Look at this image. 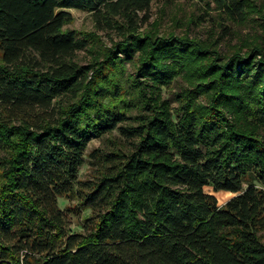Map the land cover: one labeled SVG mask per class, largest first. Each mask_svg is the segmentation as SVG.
Instances as JSON below:
<instances>
[{
  "label": "trees",
  "instance_id": "obj_1",
  "mask_svg": "<svg viewBox=\"0 0 264 264\" xmlns=\"http://www.w3.org/2000/svg\"><path fill=\"white\" fill-rule=\"evenodd\" d=\"M200 1L260 29L223 56L219 38L139 32L152 0H0V112L33 118L0 116V264H264V0ZM69 9L127 32L105 46L65 27ZM178 77L174 110L162 89ZM134 106L136 150L84 194L93 215L72 232L58 197ZM209 185L236 195L220 205Z\"/></svg>",
  "mask_w": 264,
  "mask_h": 264
},
{
  "label": "rangeland",
  "instance_id": "obj_2",
  "mask_svg": "<svg viewBox=\"0 0 264 264\" xmlns=\"http://www.w3.org/2000/svg\"><path fill=\"white\" fill-rule=\"evenodd\" d=\"M74 16V21L65 27L77 32H94L100 42L105 46H113L117 41L123 39V32H127V21L125 18L116 16L117 24L98 22L95 16L86 10L69 9ZM137 24L139 32L157 31L160 35H189L207 39L209 37L219 38L221 43L219 49L223 56L232 54L238 38L254 34L259 31V22L255 17L247 21L241 18H230L216 7V4L200 0H152L147 10H139ZM92 43L84 49L77 50L73 55L75 61L86 65L91 62L93 52L90 50ZM1 56V54H0ZM135 67L132 63L127 64V76L134 73ZM187 87L182 77H178L170 87H163V99L170 101L175 109L180 106L177 100L178 93ZM204 99V98H203ZM58 102L66 104L69 97L63 96ZM58 106V104L56 105ZM146 111L140 107H133L127 113L128 119L120 123L118 128L100 137H93L88 145L85 160L78 172L77 191L70 196L58 197L59 206L66 211L70 220L72 232H83L87 219L93 215V208L83 200L85 193H91L97 182L105 172H113L119 166V162L126 160L136 150L138 138L130 137L123 133L122 128L126 126H138L140 116ZM0 116L19 123L20 119H33L28 112H17L2 110ZM205 191L217 196L220 205H224L236 193L229 191H215L212 186H205ZM264 234V233H263Z\"/></svg>",
  "mask_w": 264,
  "mask_h": 264
},
{
  "label": "bare ground",
  "instance_id": "obj_3",
  "mask_svg": "<svg viewBox=\"0 0 264 264\" xmlns=\"http://www.w3.org/2000/svg\"><path fill=\"white\" fill-rule=\"evenodd\" d=\"M227 193L231 194L232 192H227Z\"/></svg>",
  "mask_w": 264,
  "mask_h": 264
}]
</instances>
